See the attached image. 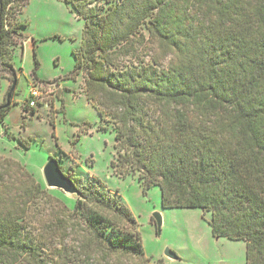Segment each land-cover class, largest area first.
I'll return each instance as SVG.
<instances>
[{
	"label": "trees",
	"instance_id": "16d2710c",
	"mask_svg": "<svg viewBox=\"0 0 264 264\" xmlns=\"http://www.w3.org/2000/svg\"><path fill=\"white\" fill-rule=\"evenodd\" d=\"M30 2L0 0V100L1 81L17 74L15 51H24L25 38L19 18ZM65 3L86 26L64 80L82 77L100 116L97 131L113 126L116 175L139 174L145 193L159 187L164 209L211 213L215 237L244 241L247 264H264V0ZM10 91L0 101L2 126L16 94L8 103ZM30 98L24 108L35 115L41 104L31 107ZM59 165L80 196L73 208L60 202L68 218L58 217L56 234L31 220L30 206L51 195L20 163L0 157V180L16 172L26 178L18 189L23 214L0 210V264H52L55 257L57 264H151L132 210L95 175L85 179ZM70 229L82 236L80 248H68ZM53 233L61 245L55 256Z\"/></svg>",
	"mask_w": 264,
	"mask_h": 264
},
{
	"label": "rangeland",
	"instance_id": "374dc122",
	"mask_svg": "<svg viewBox=\"0 0 264 264\" xmlns=\"http://www.w3.org/2000/svg\"><path fill=\"white\" fill-rule=\"evenodd\" d=\"M102 6L106 9L108 4L103 2ZM19 19L24 25L21 32L25 38L20 41L24 51L21 45L15 51L18 85L6 125H0V157L20 163L51 195L39 200L37 208L30 206L31 211L35 210L31 214L34 228L56 233L58 217L68 218L59 208L61 203L70 208L76 203L75 195L47 187L44 169L50 158H56L67 173L85 179L95 175L108 186L112 195L132 210L151 264H247L246 243L215 237L209 224L211 213L201 209H164L159 187H152L145 193L139 174L123 177L111 168L117 156L113 126L97 131L100 116L86 100L82 77L77 82L64 80L75 69L73 51L82 46L86 26L84 20L76 17L72 7L65 0H31ZM168 64L165 62L166 67ZM1 85L0 101L3 102L13 81L3 79ZM34 88L40 91L38 101L41 104L35 109V115L31 108H24ZM86 122H90L91 127L86 126ZM82 127L85 133L78 137ZM19 140L28 142L30 149L25 150ZM3 177L4 180H0V186L4 185L0 187V210L23 214L24 203L19 193L26 178L19 177L17 172L10 178ZM156 213L162 214L164 219L160 235L153 218ZM64 232L68 248H80L82 236L71 229ZM53 235L51 255L55 248H61L60 239ZM168 249L177 254L178 259L167 257ZM56 258L52 264H57Z\"/></svg>",
	"mask_w": 264,
	"mask_h": 264
},
{
	"label": "water",
	"instance_id": "95a60500",
	"mask_svg": "<svg viewBox=\"0 0 264 264\" xmlns=\"http://www.w3.org/2000/svg\"><path fill=\"white\" fill-rule=\"evenodd\" d=\"M18 85V76L14 75V82L11 91L8 95V103L11 101V97L15 92ZM44 177L48 188L58 189L69 195L80 196V193L76 187V184L72 179H70L60 168L59 162L56 159H51L44 169ZM153 218L155 219L157 225L158 235L161 234L162 226L164 224V219L162 214L156 213ZM166 256L171 259H178L177 254L168 249Z\"/></svg>",
	"mask_w": 264,
	"mask_h": 264
},
{
	"label": "built area",
	"instance_id": "2783aa9c",
	"mask_svg": "<svg viewBox=\"0 0 264 264\" xmlns=\"http://www.w3.org/2000/svg\"><path fill=\"white\" fill-rule=\"evenodd\" d=\"M30 96H31L30 105H31V107L34 108L37 106V103L39 102L38 99L40 98V91L38 89L34 88V90L31 91Z\"/></svg>",
	"mask_w": 264,
	"mask_h": 264
}]
</instances>
